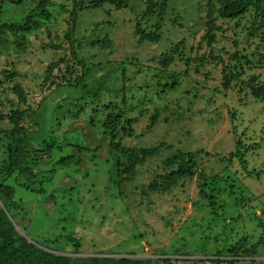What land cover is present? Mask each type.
I'll return each mask as SVG.
<instances>
[{"label": "rangeland", "instance_id": "rangeland-1", "mask_svg": "<svg viewBox=\"0 0 264 264\" xmlns=\"http://www.w3.org/2000/svg\"><path fill=\"white\" fill-rule=\"evenodd\" d=\"M91 1L48 0L44 17L38 0H0V24L22 25L31 13L29 29H0V182L16 137L6 117L30 111L23 120L28 171L6 179L15 230L75 264L94 257L264 264V248L251 251L264 241L261 14L250 6L226 20L215 11L220 30L208 46L207 0H169L161 19L158 8L145 14L141 0L119 10ZM211 4L217 10L219 0ZM158 21V40H141L136 23L150 32ZM173 80L176 87L165 89ZM117 115L115 142L125 154L102 126ZM127 119L135 120L131 136L123 132ZM238 138L250 175L229 158ZM143 151L147 158L124 180L118 159L131 164ZM188 154L193 175L165 181ZM7 204L0 191V206Z\"/></svg>", "mask_w": 264, "mask_h": 264}, {"label": "trees", "instance_id": "trees-1", "mask_svg": "<svg viewBox=\"0 0 264 264\" xmlns=\"http://www.w3.org/2000/svg\"><path fill=\"white\" fill-rule=\"evenodd\" d=\"M7 1L9 3L20 4L23 0H2ZM83 0H81L82 2ZM108 2L114 6L115 9L119 10L127 6L130 0H94L91 1L95 6L98 5L100 2ZM144 4H146L145 14L153 13L154 9L158 8L157 15L161 16L164 14L165 6L169 0H159L157 4L156 0H141ZM208 8H207V16L210 18L207 23V32L204 35V40H206L208 46L215 42V35L214 33L220 30V27L217 26L213 21V13L216 11L217 15L221 19L226 20H234L242 15H244L248 8L254 7L257 12L261 14V22L264 23V10L260 5V0H219V7L214 9V6L211 4L212 0H207ZM48 0H38L35 5V10L40 12L41 16L48 17V12L46 10L48 5ZM31 19V13L24 18V22L22 25H5L0 24V29L7 28L10 31H17L23 29H29ZM160 28V22L158 21L155 25H153V30L147 32L140 28L139 23H136V33L140 36L141 40H146L149 42H156L158 40L157 32ZM71 30V34H72ZM72 52V51H71ZM72 56L75 61V53L72 52ZM60 61V60H59ZM76 65L79 64V61H75ZM160 64H166V56L162 59ZM57 64H52L48 66L45 70V76L42 81V85L46 83L49 76H51L54 68ZM81 77H77L74 79L75 85L77 82H80ZM177 83L173 80L170 84H165V89H174ZM18 91L19 87H15ZM18 96L21 97V93L18 92ZM30 113L29 110L24 111H13L9 115H7V119L13 127L16 129L15 136L13 141L14 143L8 147V164L5 169L4 180L0 182V191L6 196L8 200V204L5 205V211L9 212L15 207V202L13 201L14 197V187L10 184L6 183V179L16 175H21L24 171H28V157H29V150L27 149L26 143L24 144V117L28 116ZM155 117H152L154 120ZM123 120L121 119L120 115L114 117H107V119L103 123L104 132H106L111 140V142L115 146V151L120 154H125L126 152L121 148L118 142H115L116 139V131L114 130V126L117 123H121ZM135 123L134 119H127L125 120V124L127 127L123 129V132L128 136L132 135V124ZM12 136L14 132H11ZM18 140L22 143L21 148L18 147ZM247 149L243 146L242 141L238 138L235 141V150L229 154V158H235L238 160L242 169L250 175V171L247 170V161L245 159V153ZM34 152V151H33ZM147 151H143L141 157L136 158L131 164H125L120 162L118 159V171L121 172V176H123L124 180L129 181V177L135 171V168L142 164V162L147 158ZM24 157H22V156ZM124 156V155H123ZM22 157V158H21ZM171 167H175L163 175V178L167 182H173L175 178H182L185 176H192L193 169H194V158L192 154H188V158L184 162H178L177 164H173ZM122 179V180H123ZM158 187L160 189H166L167 187H163L162 184H159ZM201 188H204V184L201 185ZM200 194L203 196V191H200ZM210 207L213 208L214 203L210 202ZM13 219V216H12ZM256 246V247H255ZM251 248L252 252H255L256 248L262 246L264 248V241L259 240L257 245ZM248 251V250H247ZM246 251V252H247ZM57 252H51L45 249H42L33 243L26 240L23 236L19 235L15 230L12 223L9 221L7 215L5 214L4 210L0 208V264H75L73 263L72 259L68 256L58 255ZM164 261V260H163ZM148 260H139V259H112V258H91L87 264H147ZM165 262L168 264L170 261L165 259ZM230 264H234V261H229Z\"/></svg>", "mask_w": 264, "mask_h": 264}, {"label": "water", "instance_id": "water-1", "mask_svg": "<svg viewBox=\"0 0 264 264\" xmlns=\"http://www.w3.org/2000/svg\"><path fill=\"white\" fill-rule=\"evenodd\" d=\"M0 208H2V209L4 210V212H5V214L7 215L9 221L13 224L12 219L10 218V216L8 215V213L5 211L4 207H3V206H0ZM13 226H14V224H13ZM58 255L67 256V255H65V254H60V253H59Z\"/></svg>", "mask_w": 264, "mask_h": 264}]
</instances>
